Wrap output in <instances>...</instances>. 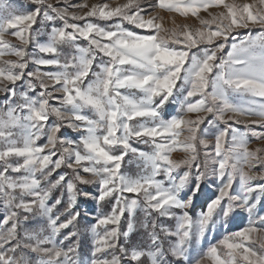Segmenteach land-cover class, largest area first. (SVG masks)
<instances>
[{
  "label": "snow or ice",
  "instance_id": "6c2138e0",
  "mask_svg": "<svg viewBox=\"0 0 264 264\" xmlns=\"http://www.w3.org/2000/svg\"><path fill=\"white\" fill-rule=\"evenodd\" d=\"M0 264H264V0H0Z\"/></svg>",
  "mask_w": 264,
  "mask_h": 264
},
{
  "label": "rangeland",
  "instance_id": "374dc122",
  "mask_svg": "<svg viewBox=\"0 0 264 264\" xmlns=\"http://www.w3.org/2000/svg\"><path fill=\"white\" fill-rule=\"evenodd\" d=\"M24 2V0H9V3H11V4H13V5H18V4H20V3H23ZM72 2L73 3H80V2H82V0H72ZM88 2L89 3H93V2H104V0H88ZM108 2H113V0H108ZM119 2H123V0H119ZM68 134L69 135H74V134H72L71 132H70V130H68ZM253 146H255V145H253ZM140 147H143L142 145L140 146ZM130 167H132L133 169H134V165H132V166H130Z\"/></svg>",
  "mask_w": 264,
  "mask_h": 264
}]
</instances>
